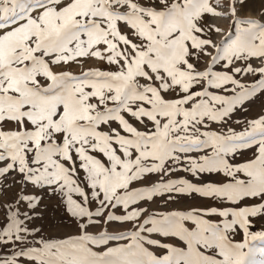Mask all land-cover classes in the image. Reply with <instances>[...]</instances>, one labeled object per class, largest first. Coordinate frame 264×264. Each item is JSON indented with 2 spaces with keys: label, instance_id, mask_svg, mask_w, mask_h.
<instances>
[{
  "label": "snow or ice",
  "instance_id": "6c2138e0",
  "mask_svg": "<svg viewBox=\"0 0 264 264\" xmlns=\"http://www.w3.org/2000/svg\"><path fill=\"white\" fill-rule=\"evenodd\" d=\"M248 7L0 0V264H264V18Z\"/></svg>",
  "mask_w": 264,
  "mask_h": 264
},
{
  "label": "rangeland",
  "instance_id": "374dc122",
  "mask_svg": "<svg viewBox=\"0 0 264 264\" xmlns=\"http://www.w3.org/2000/svg\"><path fill=\"white\" fill-rule=\"evenodd\" d=\"M241 15H247V16H253L256 18H264V0H249V7L246 11L242 12ZM214 23H216L217 25H219L220 27H222L225 31L228 30V28L230 27V22L228 20L225 19H215L213 21ZM220 36L216 35L214 37V39H219ZM73 71H78L79 68L78 66H73L72 69ZM258 111V109H257ZM249 116L255 115V112H250L248 113ZM237 118H242V114L241 113H237L236 116L234 117V119ZM178 175H184V173H178ZM155 179V178H153ZM215 177H205L204 180H215ZM201 201L199 200H182L179 203H169V204H165L162 200L157 201L156 203L150 204V205H146L148 207H150L151 209H158V210H166V209H172V208H187L189 206H197L198 204H200ZM209 204H211V202H207ZM264 226V222H257L256 226L253 228V230H258L260 227ZM124 228H127L128 225H124ZM74 231V229L72 228H65L62 231H53L52 235H63L64 233L67 232H72ZM241 237H237V239H240Z\"/></svg>",
  "mask_w": 264,
  "mask_h": 264
}]
</instances>
